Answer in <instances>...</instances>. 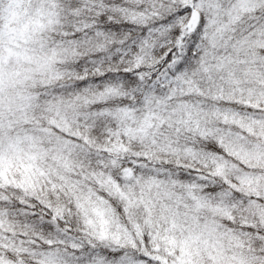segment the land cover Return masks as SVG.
Returning <instances> with one entry per match:
<instances>
[{
    "label": "snow or ice",
    "instance_id": "6c2138e0",
    "mask_svg": "<svg viewBox=\"0 0 264 264\" xmlns=\"http://www.w3.org/2000/svg\"><path fill=\"white\" fill-rule=\"evenodd\" d=\"M0 264H264V0H0Z\"/></svg>",
    "mask_w": 264,
    "mask_h": 264
}]
</instances>
